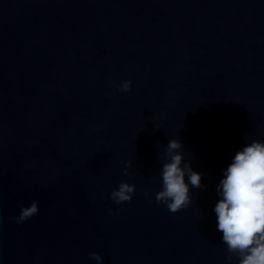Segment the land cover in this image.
<instances>
[{"label":"water","instance_id":"obj_1","mask_svg":"<svg viewBox=\"0 0 264 264\" xmlns=\"http://www.w3.org/2000/svg\"><path fill=\"white\" fill-rule=\"evenodd\" d=\"M171 138L206 185L176 213L154 195ZM253 139L264 0H0V264H229L217 185Z\"/></svg>","mask_w":264,"mask_h":264},{"label":"clouds","instance_id":"obj_2","mask_svg":"<svg viewBox=\"0 0 264 264\" xmlns=\"http://www.w3.org/2000/svg\"><path fill=\"white\" fill-rule=\"evenodd\" d=\"M117 88L128 92L131 80L122 81ZM184 157L182 143L176 138L169 139L162 154L157 153V159L163 160V163L161 188L154 194L155 201L165 204L171 213L187 208L192 202L189 183L197 189L206 187L201 183V173L194 171L190 160ZM130 164V161H125L124 175H131L128 171ZM135 190L134 184L120 181L109 198L116 204L130 202ZM217 195L219 199L214 212L218 231L222 233V243L226 246V260L229 264L233 260L236 264H264V141L253 139L236 151L217 185ZM19 207V214L9 217L17 224L39 212L36 200L28 206L21 203ZM88 257L96 264H102L103 257L98 250H90ZM34 259L38 264L41 257Z\"/></svg>","mask_w":264,"mask_h":264}]
</instances>
